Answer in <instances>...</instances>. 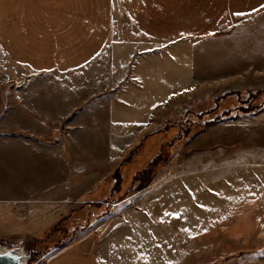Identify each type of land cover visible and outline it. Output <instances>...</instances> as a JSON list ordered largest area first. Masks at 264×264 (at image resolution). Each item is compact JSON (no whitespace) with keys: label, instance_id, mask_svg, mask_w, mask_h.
<instances>
[{"label":"crops","instance_id":"obj_1","mask_svg":"<svg viewBox=\"0 0 264 264\" xmlns=\"http://www.w3.org/2000/svg\"><path fill=\"white\" fill-rule=\"evenodd\" d=\"M261 1L0 0V55L11 75L0 85V224L43 233L79 214L77 206L64 213V203L82 202L88 212L76 239L45 264H179L170 219L188 223L190 211L169 203L180 198L178 175H163L135 207L102 214L87 204L105 199L94 198L102 183L118 195L156 137L159 105L188 88L193 36ZM138 144L122 183L109 179Z\"/></svg>","mask_w":264,"mask_h":264},{"label":"rangeland","instance_id":"obj_2","mask_svg":"<svg viewBox=\"0 0 264 264\" xmlns=\"http://www.w3.org/2000/svg\"><path fill=\"white\" fill-rule=\"evenodd\" d=\"M200 29L192 39L188 88L159 105L153 123L156 137L148 139L152 145L132 161L118 195L112 193L116 185L102 183L94 198L103 193L105 199L87 206L104 210L102 214L124 202L135 207L163 175H178L173 185L176 193L181 191L180 198L169 203L176 211H190L188 223L177 214L170 219L176 227L173 256L179 264H264V107L258 109L264 105V93L257 98L251 94L264 91V9H234L231 19ZM6 68L0 55V85L9 84ZM127 81H133L131 73ZM145 138L139 140L141 146ZM139 144L109 179L116 176L122 183L121 168L138 154ZM81 205L64 203V213L77 206L79 214L47 227L45 233L12 232L2 222L0 246L23 247L27 264H45L76 239L74 233L84 221L86 206ZM120 218L125 220V210ZM183 225L186 228L177 229ZM185 230L191 231L189 238L182 234ZM173 247L169 245L170 256Z\"/></svg>","mask_w":264,"mask_h":264},{"label":"water","instance_id":"obj_3","mask_svg":"<svg viewBox=\"0 0 264 264\" xmlns=\"http://www.w3.org/2000/svg\"><path fill=\"white\" fill-rule=\"evenodd\" d=\"M32 75L27 73L22 80L16 84L17 88L26 86ZM0 264H27V255L23 247H13L7 251H0Z\"/></svg>","mask_w":264,"mask_h":264},{"label":"trees","instance_id":"obj_4","mask_svg":"<svg viewBox=\"0 0 264 264\" xmlns=\"http://www.w3.org/2000/svg\"><path fill=\"white\" fill-rule=\"evenodd\" d=\"M247 92V91H246ZM242 93H245V92H242ZM261 93H264V91H253V92H251V94H255L256 95V98L258 97V94H261ZM260 107H264V105H259V107H258V109H260ZM252 108H255V107H252ZM155 159V160H154ZM150 163H151V165H153L155 162H156V159H158L157 157L156 158H154ZM151 170V168H148L146 171H150ZM144 172V171H143ZM142 175V174H141ZM148 182V181H147ZM146 182V183H147ZM74 234H77V232L76 233H74Z\"/></svg>","mask_w":264,"mask_h":264},{"label":"snow or ice","instance_id":"obj_5","mask_svg":"<svg viewBox=\"0 0 264 264\" xmlns=\"http://www.w3.org/2000/svg\"><path fill=\"white\" fill-rule=\"evenodd\" d=\"M264 9V4H261L259 8L253 9L254 12H259L260 10ZM233 15H243V13H233ZM166 215H171L170 213H165Z\"/></svg>","mask_w":264,"mask_h":264},{"label":"bare ground","instance_id":"obj_6","mask_svg":"<svg viewBox=\"0 0 264 264\" xmlns=\"http://www.w3.org/2000/svg\"><path fill=\"white\" fill-rule=\"evenodd\" d=\"M40 41H41V40H40ZM165 208H167V207H165ZM11 248H13V247H11ZM11 248H4V247H1V246H0V251H2V250H3V251H7V250H9V249H11Z\"/></svg>","mask_w":264,"mask_h":264}]
</instances>
